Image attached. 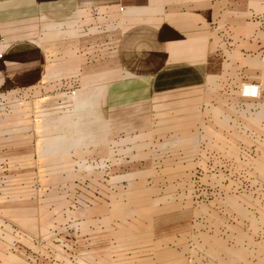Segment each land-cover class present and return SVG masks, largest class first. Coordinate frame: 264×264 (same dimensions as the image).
I'll list each match as a JSON object with an SVG mask.
<instances>
[{
    "label": "rangeland",
    "instance_id": "1",
    "mask_svg": "<svg viewBox=\"0 0 264 264\" xmlns=\"http://www.w3.org/2000/svg\"><path fill=\"white\" fill-rule=\"evenodd\" d=\"M93 20L85 69L40 51L0 93V264H264V85L243 98L229 63L196 111L123 127Z\"/></svg>",
    "mask_w": 264,
    "mask_h": 264
},
{
    "label": "crops",
    "instance_id": "2",
    "mask_svg": "<svg viewBox=\"0 0 264 264\" xmlns=\"http://www.w3.org/2000/svg\"><path fill=\"white\" fill-rule=\"evenodd\" d=\"M95 15L116 63L100 95L126 116L123 127L196 111L229 63L238 86L264 85V0H0V93L9 76L31 79L40 51L45 64L85 69L94 43L81 53L78 41Z\"/></svg>",
    "mask_w": 264,
    "mask_h": 264
},
{
    "label": "built area",
    "instance_id": "3",
    "mask_svg": "<svg viewBox=\"0 0 264 264\" xmlns=\"http://www.w3.org/2000/svg\"><path fill=\"white\" fill-rule=\"evenodd\" d=\"M0 57H1V53H0ZM239 91L241 96L246 99L257 100L260 97V86L255 82L245 81L241 83Z\"/></svg>",
    "mask_w": 264,
    "mask_h": 264
}]
</instances>
